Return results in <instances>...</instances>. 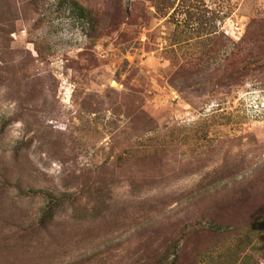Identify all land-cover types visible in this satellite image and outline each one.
Segmentation results:
<instances>
[{"label": "rangeland", "instance_id": "obj_1", "mask_svg": "<svg viewBox=\"0 0 264 264\" xmlns=\"http://www.w3.org/2000/svg\"><path fill=\"white\" fill-rule=\"evenodd\" d=\"M75 1L0 0V264H264V0Z\"/></svg>", "mask_w": 264, "mask_h": 264}, {"label": "trees", "instance_id": "obj_2", "mask_svg": "<svg viewBox=\"0 0 264 264\" xmlns=\"http://www.w3.org/2000/svg\"><path fill=\"white\" fill-rule=\"evenodd\" d=\"M73 4L75 7H77V9H80L81 12H85V8L79 4V2L73 0ZM14 29V28H13ZM12 32H14V30H12ZM11 32V33H12ZM245 51V50H244ZM262 53H260L259 55L256 56L257 61L261 59ZM246 57H243V55L240 53V56H237V60L235 61V67L234 69L231 71V75L227 78H229L231 81L235 80L238 81L240 78L246 76L249 72H250V67H251V63L245 60ZM176 71V77L177 79L179 78H186V77H182L183 76V71ZM225 79V77H223V79L221 81H223ZM31 196H41L45 201H46V205L43 208L41 215L40 216H36L35 218V223L33 226H30V234L34 235L36 237H38V239L40 240V234L39 233H46L47 230L50 227V224L52 223V221L55 219L57 213L61 210H63L64 208H72L75 207L77 205H79V197H77V194H75L74 192H70V190L67 191H44V190H36L33 191L31 190ZM237 212H234V218H237ZM215 230H222L224 228L222 227H218L215 226ZM80 260H85V258L80 259L77 258L71 262H68L67 264H75L80 262ZM80 264V263H78Z\"/></svg>", "mask_w": 264, "mask_h": 264}, {"label": "water", "instance_id": "obj_3", "mask_svg": "<svg viewBox=\"0 0 264 264\" xmlns=\"http://www.w3.org/2000/svg\"><path fill=\"white\" fill-rule=\"evenodd\" d=\"M130 2H131V0H125V11L127 14L130 11Z\"/></svg>", "mask_w": 264, "mask_h": 264}]
</instances>
